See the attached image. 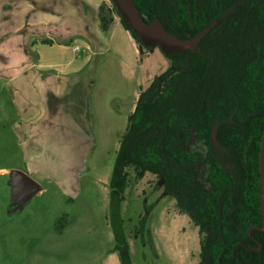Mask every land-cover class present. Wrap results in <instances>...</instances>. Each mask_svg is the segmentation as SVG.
<instances>
[{"label": "trees", "instance_id": "1", "mask_svg": "<svg viewBox=\"0 0 264 264\" xmlns=\"http://www.w3.org/2000/svg\"><path fill=\"white\" fill-rule=\"evenodd\" d=\"M135 2L147 22L158 20L196 41L184 51L150 45L113 2L100 5L103 31L119 15L139 43L158 46L169 61L142 90L121 136L110 180L115 208L120 213L128 168L138 177L150 170L199 226L198 264H264V0ZM216 126L217 143L212 138ZM196 139L204 149L190 147ZM118 232L121 264H132L130 241Z\"/></svg>", "mask_w": 264, "mask_h": 264}, {"label": "rangeland", "instance_id": "2", "mask_svg": "<svg viewBox=\"0 0 264 264\" xmlns=\"http://www.w3.org/2000/svg\"><path fill=\"white\" fill-rule=\"evenodd\" d=\"M44 1L47 8L58 13L50 27L56 28L57 35H48L44 30L46 26L40 20L44 8H39L40 13L32 11L33 21L38 24L35 32L27 34L24 53L18 55L24 63L37 61L39 55L33 48L36 42L44 43L39 45L42 60L55 63L53 67L57 69L70 60L68 69L79 67L84 62L82 52L91 54L103 49L100 42H92L87 36H73L64 43L67 46L41 42L49 37L63 42L62 37H68L75 29L74 23L80 21L75 19L78 13L70 5L64 13L61 5L67 0H57L56 5L54 0ZM102 2L112 5L111 0H87V6L81 4L82 10L87 9V23L92 30L100 27L98 13ZM25 3L26 10L29 7ZM4 14L0 12V19H4ZM16 15L13 13L10 23L31 19L27 12L17 11ZM115 18L111 28L102 33L108 45L105 43L104 50L87 61L93 79L88 93L92 120L82 130L87 132L92 126L91 140L72 126V131L85 138L89 146L82 162L71 154V161L64 160L57 146L47 152L42 144L39 157L31 165L13 128L14 121L20 119L18 107L10 89L4 87L5 81L0 79V264H121L115 249L117 231L126 234L130 241L132 264H198L201 260L199 226L180 209L154 172L147 170L138 177L136 170L129 167L130 179L120 213L115 208L110 180L121 136L142 90L169 66L158 46L155 51L146 48L123 25L119 15ZM133 41L140 47V54ZM76 43L82 46L81 52L74 50ZM4 68L0 65V74ZM190 147L204 149L205 145L196 139ZM14 168L26 171L43 187L29 202L17 207L11 206L9 184Z\"/></svg>", "mask_w": 264, "mask_h": 264}, {"label": "crops", "instance_id": "3", "mask_svg": "<svg viewBox=\"0 0 264 264\" xmlns=\"http://www.w3.org/2000/svg\"><path fill=\"white\" fill-rule=\"evenodd\" d=\"M54 1L56 5L57 0ZM23 2H26L25 4L29 7L26 10ZM82 2L87 6V0H67L64 6L61 5L64 13L69 5L73 7L72 11L76 9L78 17L75 16V19L78 20L79 18L80 20L74 23L75 29L71 34L68 37L63 36L62 39L68 41L73 36L74 39L87 36L91 41L100 42L103 49L94 50L91 54L82 52L81 54L85 55L84 62L79 67L68 69L67 65L71 63L70 60L65 67L57 69L53 67L55 63H45L42 60L39 45L44 43L36 42L37 45L33 46L39 55L36 62L24 63L23 57L18 58V55L24 53L26 42L29 39L27 34L36 31L35 24L38 22L33 21L35 14L31 12L40 13L39 8H44L42 10L44 14L40 20L46 26L44 30L47 31L48 35L54 36L57 35L56 28L50 29V27L55 24L53 22L56 21L54 17L58 13H55V10L50 7L47 8L44 0L42 3L41 0H6L4 3L3 0H0V12L5 13L4 19H0V29H8L6 32L0 31V49L2 50L0 51V65L5 66L0 74V79L5 81L4 87L10 89L14 97L13 101L18 107L20 119L14 121L13 128L18 133L21 144L28 152L27 159L32 166L40 155V145L42 144L45 145L47 152L52 151L53 145L57 146L61 151L59 154L63 153V159L70 161L72 160L69 157L71 154L77 156L79 162H82L89 151L85 138L79 136L76 131H72V126L80 131L89 127L92 120L88 107V93L93 79L91 70H88L87 61H90L91 58L94 59L100 54L99 52L104 50L107 38L105 34H102L104 31H101L100 27L98 28L100 31L89 28L87 9L84 8L85 11L81 9ZM69 10L71 9L69 8ZM17 11L27 12L31 19L18 24L10 23L13 13L17 17ZM52 38L49 37V39ZM64 41L59 43L54 41L48 45L67 46ZM133 45L140 54L141 49L138 44L133 41ZM156 48H152L151 51L153 49L155 51ZM3 50H8L9 54ZM158 60L160 61V58ZM145 63L146 60L143 62V67ZM25 64L28 67H22ZM91 128L90 125L87 132L82 130L83 135L89 140L92 138ZM3 170L6 171L7 169L4 168Z\"/></svg>", "mask_w": 264, "mask_h": 264}, {"label": "water", "instance_id": "4", "mask_svg": "<svg viewBox=\"0 0 264 264\" xmlns=\"http://www.w3.org/2000/svg\"><path fill=\"white\" fill-rule=\"evenodd\" d=\"M124 19L134 28L138 36L150 45L159 44L168 51H184L193 47L195 38H182L168 30L158 21L147 22L135 0H111ZM217 126L213 131V141L217 143ZM260 180H261V207L264 218V133L260 152ZM11 206H22L29 202L34 195L42 190V185L26 171L14 168L10 172ZM264 229V226L262 227Z\"/></svg>", "mask_w": 264, "mask_h": 264}, {"label": "built area", "instance_id": "5", "mask_svg": "<svg viewBox=\"0 0 264 264\" xmlns=\"http://www.w3.org/2000/svg\"><path fill=\"white\" fill-rule=\"evenodd\" d=\"M74 50L77 51V52H81L83 50L82 46L80 45V43H76L74 46H73Z\"/></svg>", "mask_w": 264, "mask_h": 264}, {"label": "flooded vegetation", "instance_id": "6", "mask_svg": "<svg viewBox=\"0 0 264 264\" xmlns=\"http://www.w3.org/2000/svg\"><path fill=\"white\" fill-rule=\"evenodd\" d=\"M200 242H201V240H200ZM199 263V262H198Z\"/></svg>", "mask_w": 264, "mask_h": 264}]
</instances>
